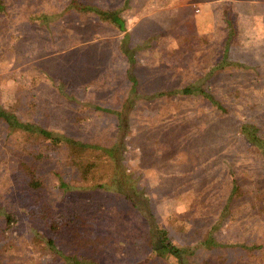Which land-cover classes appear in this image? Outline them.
I'll return each instance as SVG.
<instances>
[{
  "label": "rangeland",
  "instance_id": "374dc122",
  "mask_svg": "<svg viewBox=\"0 0 264 264\" xmlns=\"http://www.w3.org/2000/svg\"><path fill=\"white\" fill-rule=\"evenodd\" d=\"M62 1L65 0H58L57 4L39 3L41 8L34 5V13L43 18L45 11L50 15L53 12L59 13L63 8ZM218 1L233 4L234 15L241 25V37L235 42V47L230 49L234 58L230 60L235 61L236 58L251 69L244 71L239 67H229L225 71L224 80L218 78L213 82L208 81V71L217 61L218 51L210 56L206 44L197 47L198 25L189 21L157 39H150L143 33L150 25V15L155 11L149 14L142 12L138 9L139 3L135 1L95 0L107 8L118 7L122 10L126 21L125 32L129 33L128 45L133 48L135 55L132 72L136 84L128 77V61L122 55V58L113 55L115 42L123 39L125 33L112 25L105 23L96 30V39H114L112 47L109 50L93 47L87 52L86 45L92 39L85 34L82 21L74 14H68L74 18H59L56 15L50 19L44 18L39 20L41 26L38 27L27 21L16 22L19 21V16L10 21L6 16V20L2 21L5 15L0 13V105L11 107L21 94L29 101L44 100L51 115L50 125L60 128L59 130L65 129L68 119L64 110L66 101L37 66L46 64L48 70L53 72L52 78L56 80L60 76L56 72V65L62 61V55L73 51L80 55L89 54L90 61L96 59L94 71L108 85L107 91L104 90L107 95L105 100L95 92H87L83 96L94 102V105H102L105 111L100 109L95 113L94 109L87 110L84 114L89 113L92 117L97 115L92 132L103 144L111 146L115 142L122 145L120 165L123 179L133 186L129 192L138 208L113 189L72 194L71 207L97 209L91 219L111 238L106 246L90 234L77 236L78 248L71 250L82 255V264H161L154 257L148 259L152 257L148 243L149 224L166 228L170 239L177 245L195 246L200 239L206 237L207 231L201 224L187 227L190 213H219L217 206L206 205L211 199L208 193H199L201 186L197 178L179 175L188 167L194 171L198 169L194 158L198 151H206L212 147H216L213 151H217L222 147V142H233L240 109L243 108L247 118L261 114L257 113L258 106H254L251 100L254 98L253 93H248L250 83L245 84L244 81L254 80L255 71L258 70L264 83V0ZM201 2L203 0H180L173 7H189L192 14L198 17L211 14L215 30L209 35L213 44H216L217 39L224 36L221 14L219 15L216 7L203 10L199 5ZM224 12L228 14L227 10ZM88 16L91 21L95 20L92 14ZM211 46L210 44L209 48ZM186 85H201L216 100L227 93L225 101L228 111H221L220 107L197 92L181 93L180 89ZM90 107L96 106L92 104ZM223 118L226 125L221 124ZM214 132L217 134L214 140L204 143V136ZM22 151L24 148L17 136L11 133L5 135L0 130V162L3 163L6 175L14 167L15 158ZM51 162L53 157L46 160L47 164ZM69 164L75 170L76 163L71 160ZM97 167L104 170V161ZM93 175L97 177V174L90 172L81 175V178L91 182ZM52 177L50 185L56 187L58 178L54 175ZM10 184L11 176L0 180L1 196L6 197L13 192V185ZM218 203L221 205L219 200ZM125 222L127 238L120 236V226L125 225ZM13 225L17 231L15 238L23 255L14 262L13 259L17 256L13 254L14 251L11 250L10 254L5 252V264H66L62 257L44 252L43 242L35 244L31 240L34 232L45 237L43 224L33 223L30 228L27 218L21 215ZM247 225L243 212L235 211L222 219L221 231H218L217 236L226 241L242 239ZM184 226L185 231L182 228ZM111 244L114 246H110ZM61 248L65 251L67 249ZM231 256L229 250L227 254L224 253L227 261Z\"/></svg>",
  "mask_w": 264,
  "mask_h": 264
},
{
  "label": "trees",
  "instance_id": "16d2710c",
  "mask_svg": "<svg viewBox=\"0 0 264 264\" xmlns=\"http://www.w3.org/2000/svg\"><path fill=\"white\" fill-rule=\"evenodd\" d=\"M131 1L138 2V9L142 12L149 14L155 11L150 15V25L143 33L150 39H157L160 35L173 28L178 29L189 21H194L198 25L197 47H203L206 44L210 56L218 51L217 61L208 71L209 82L218 78L224 80L225 71L229 67H239L244 71L251 69L236 58L235 61L230 60L233 58L230 49L235 47V42L237 43L241 37V25L236 20L232 3L203 0L199 4L203 10L207 7H216L219 15L221 14V30L224 36L213 44L209 35L215 30V23L213 24V19L210 18L211 14L198 17L192 14L189 7H173L180 0ZM39 3L57 4L58 0H0V13L5 15L2 21H5L7 17L10 21L19 16V21H14L19 23L27 21L40 27L39 20L44 18L50 19L54 15L59 18L73 17L68 14H74L79 21H82L85 34L92 39L86 45L87 52H90L93 47L104 50L112 47L114 39L104 37L96 39L97 27L108 23L116 30L125 33L123 39L114 41L112 52L114 56L120 58L123 56L128 61V77L136 84V78L132 72L135 55L134 51L132 52L133 48L128 45L129 33L125 32L126 21L122 10L118 7L107 8L96 3L95 0H65L62 1L63 8L59 13L53 12L50 15L45 11L43 18L34 13V5L41 8ZM157 7L161 9L156 10ZM225 10L228 11L229 16L227 12H224ZM91 14L94 21L89 19L88 15ZM47 27L50 28L49 25ZM210 44L212 46L209 48ZM62 57V61L56 65V72L60 73L56 80L52 78L53 72L48 70L46 64L38 65L37 68L66 101L64 110L68 114V119L65 129L59 130L60 128L56 129L55 126L50 125L51 115L44 100L29 101L25 95L21 94L11 107L5 108L0 105V130L5 135L11 133L17 136L24 148V151L15 158V165L7 172V175L3 163L0 162V180L4 178L6 180L7 176L9 178L11 176L13 185V192L9 196L0 195V264H5V252L10 254L11 250L14 251L13 254L17 255L13 259L14 262L23 255L15 238L17 231L13 225L18 222L21 215L27 218V225L30 228L33 223L44 225L45 237L34 232L35 235L31 240L35 244L43 242L44 252H52L62 257L66 264H82L80 261L82 255L71 250L78 248L77 236L90 234L98 242L107 246L110 243V235L104 234L100 226L91 219L94 217L91 215H95L98 210L90 207H71V195L74 193L113 189L138 208L129 192L133 186L123 179L120 165L122 145L115 142L111 146L103 144L92 132L97 115L92 117L89 113L84 114L87 110L95 109L97 113L103 109L102 105H94V102L83 98L87 92H95L103 100L107 97L104 90L107 91L108 85L93 68L97 66V60L90 61L89 54L80 55L76 51L68 52ZM255 73L254 80H245L244 83H250L248 93H253L254 98L251 100L254 106H258L257 113L261 114L247 118L243 108L240 109L233 142H222V147L217 151H213L216 147L198 151L194 156L198 169L194 171L188 167L179 175L197 178L201 186L199 193L202 195L208 193L212 201H207L206 205L217 206L219 209V213L216 214L191 212L188 217L187 227L201 224L207 231L206 237L200 239L195 246L177 245L170 239L166 228H159L151 223L148 227L150 234L148 243L152 257L148 259L154 257L156 262L161 264H264V120L262 119L264 117V83L259 77V71L256 70ZM180 90L183 94L194 92L202 94L210 103L220 107L221 111H228L225 101L227 93L216 100L201 85L198 87L186 85ZM92 104L96 107H90ZM221 122V124H227L224 118ZM215 135H217L216 132L205 135L203 142L210 143ZM208 139L209 141H206ZM51 157L53 162L47 164L46 160ZM71 160L77 165L75 170L71 169L69 164ZM102 161L106 166L104 170L97 167ZM90 172L97 174V177L94 175L91 177V182L81 178V175ZM52 175L58 178L56 187L50 185L53 182ZM218 200L221 205H218ZM202 206L204 207V204ZM235 211H242L248 221L242 239L235 241L219 239L217 234L219 230L221 231L222 219ZM125 226L126 222L125 225L120 226V236L127 238ZM182 228L185 231L186 226ZM20 232L23 233V231ZM60 245L67 248L66 251L59 247ZM23 248L25 249V244ZM228 250L232 253L229 261L224 258V253L227 254ZM115 251L119 253L118 250Z\"/></svg>",
  "mask_w": 264,
  "mask_h": 264
}]
</instances>
